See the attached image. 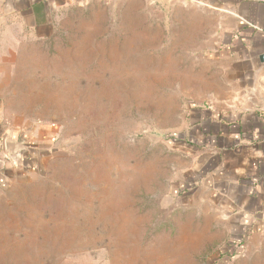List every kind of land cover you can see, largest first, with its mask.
<instances>
[{
	"label": "rangeland",
	"instance_id": "obj_1",
	"mask_svg": "<svg viewBox=\"0 0 264 264\" xmlns=\"http://www.w3.org/2000/svg\"><path fill=\"white\" fill-rule=\"evenodd\" d=\"M191 2L89 0L25 39L3 123L48 149L0 192V264H264L263 235L236 238L211 192H185L200 113L235 92L226 20Z\"/></svg>",
	"mask_w": 264,
	"mask_h": 264
},
{
	"label": "crops",
	"instance_id": "obj_2",
	"mask_svg": "<svg viewBox=\"0 0 264 264\" xmlns=\"http://www.w3.org/2000/svg\"><path fill=\"white\" fill-rule=\"evenodd\" d=\"M191 1L194 7L214 11L226 20L219 30L216 59L229 63L227 82L235 92L231 96L219 93L221 100L231 98V109L199 115L200 139L195 138L193 146L199 149L200 160L185 192H211L234 219V236L244 242L250 236V241L264 236V62L260 59L264 56V0ZM87 2L0 0V192L9 188L16 175L35 172L48 149L49 134L41 127L21 134L3 123L4 102L15 91L20 67L17 54H25L26 38L48 36L57 14ZM9 136L27 146L18 160L5 150Z\"/></svg>",
	"mask_w": 264,
	"mask_h": 264
},
{
	"label": "water",
	"instance_id": "obj_3",
	"mask_svg": "<svg viewBox=\"0 0 264 264\" xmlns=\"http://www.w3.org/2000/svg\"><path fill=\"white\" fill-rule=\"evenodd\" d=\"M158 1H161V0H158ZM260 59H261V62H264V56H262ZM5 148H6L7 151H9V153L11 154V157H12L13 160H17L18 159V157H19V154H18L19 144H18L17 141H15L13 139L12 136H9L6 139Z\"/></svg>",
	"mask_w": 264,
	"mask_h": 264
},
{
	"label": "trees",
	"instance_id": "obj_4",
	"mask_svg": "<svg viewBox=\"0 0 264 264\" xmlns=\"http://www.w3.org/2000/svg\"><path fill=\"white\" fill-rule=\"evenodd\" d=\"M243 244H244V243H243V242H241V243H239V246H240V247H243V246H244ZM242 250H243V249H242ZM242 250H241V251H242ZM241 251H240V253H241ZM240 253H239V252H236L235 254H238L237 256H239V255H240Z\"/></svg>",
	"mask_w": 264,
	"mask_h": 264
}]
</instances>
